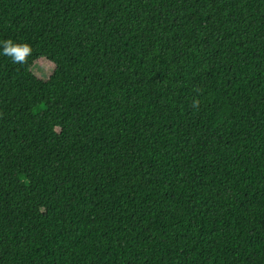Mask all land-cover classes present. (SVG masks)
Masks as SVG:
<instances>
[{
    "label": "trees",
    "instance_id": "1",
    "mask_svg": "<svg viewBox=\"0 0 264 264\" xmlns=\"http://www.w3.org/2000/svg\"><path fill=\"white\" fill-rule=\"evenodd\" d=\"M0 264H264V0H0Z\"/></svg>",
    "mask_w": 264,
    "mask_h": 264
},
{
    "label": "clouds",
    "instance_id": "2",
    "mask_svg": "<svg viewBox=\"0 0 264 264\" xmlns=\"http://www.w3.org/2000/svg\"><path fill=\"white\" fill-rule=\"evenodd\" d=\"M29 51L30 48L27 45L13 46L11 41L5 42V55L12 56L15 62L24 61Z\"/></svg>",
    "mask_w": 264,
    "mask_h": 264
},
{
    "label": "rangeland",
    "instance_id": "3",
    "mask_svg": "<svg viewBox=\"0 0 264 264\" xmlns=\"http://www.w3.org/2000/svg\"><path fill=\"white\" fill-rule=\"evenodd\" d=\"M54 71V65L48 61L42 60L33 68V72L43 80H47Z\"/></svg>",
    "mask_w": 264,
    "mask_h": 264
}]
</instances>
